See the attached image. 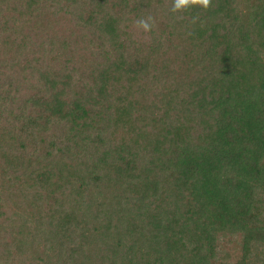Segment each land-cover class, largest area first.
Segmentation results:
<instances>
[{"label": "trees", "instance_id": "1", "mask_svg": "<svg viewBox=\"0 0 264 264\" xmlns=\"http://www.w3.org/2000/svg\"><path fill=\"white\" fill-rule=\"evenodd\" d=\"M171 4L0 0V264H264V0Z\"/></svg>", "mask_w": 264, "mask_h": 264}, {"label": "clouds", "instance_id": "2", "mask_svg": "<svg viewBox=\"0 0 264 264\" xmlns=\"http://www.w3.org/2000/svg\"><path fill=\"white\" fill-rule=\"evenodd\" d=\"M212 0H172L171 7L169 9L173 14L184 13L192 8L203 9L207 11L211 8ZM197 17H193V23L196 22ZM154 25L153 17L148 16L135 21V26L142 29L144 32L151 31Z\"/></svg>", "mask_w": 264, "mask_h": 264}]
</instances>
